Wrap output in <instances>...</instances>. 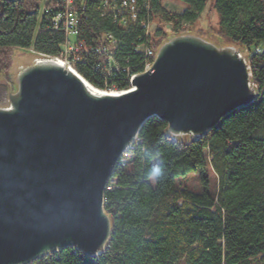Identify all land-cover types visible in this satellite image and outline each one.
Returning <instances> with one entry per match:
<instances>
[{"label":"water","instance_id":"1","mask_svg":"<svg viewBox=\"0 0 264 264\" xmlns=\"http://www.w3.org/2000/svg\"><path fill=\"white\" fill-rule=\"evenodd\" d=\"M214 39L192 31L166 37L151 69L116 94L91 91L78 73L33 49L13 80L0 71L7 89L0 264H30L65 248L101 255L113 234L105 191L145 122L156 117L172 138L196 140L258 98L247 48Z\"/></svg>","mask_w":264,"mask_h":264},{"label":"trees","instance_id":"2","mask_svg":"<svg viewBox=\"0 0 264 264\" xmlns=\"http://www.w3.org/2000/svg\"><path fill=\"white\" fill-rule=\"evenodd\" d=\"M39 1L0 0V71L8 69L16 48L57 54L61 32L41 29L34 36ZM85 1L83 32H111L120 63L141 64L136 47L149 41L145 29L100 17L99 0ZM179 1L187 6L181 13L167 10L162 0H149V16L142 13L159 25L155 51L168 36L163 26L169 24L173 35L189 30L208 0ZM211 8L219 18L212 34L247 51L260 47L250 53L258 98L196 140L174 139L166 122L150 118L140 130L141 143L128 159L122 156L105 191L104 207L113 224L105 252L89 257L65 248L30 264H264V0H212ZM91 60L81 66L89 78ZM209 168L217 178L214 193ZM191 172L198 174L200 191L177 184Z\"/></svg>","mask_w":264,"mask_h":264},{"label":"built area","instance_id":"3","mask_svg":"<svg viewBox=\"0 0 264 264\" xmlns=\"http://www.w3.org/2000/svg\"><path fill=\"white\" fill-rule=\"evenodd\" d=\"M82 0H40L38 20L34 36L39 30L61 32L63 41L54 56L67 68L78 73L94 88L102 92H124L131 88L132 79L143 71L150 70L155 58L153 38L155 29H152L150 19L143 18L142 13L149 16V0H100L98 10L101 17H107L121 26L139 24L140 27H149L150 39L137 45L136 52L141 54V64L136 68L122 65L117 57L119 44H115V37L111 32H98L95 35L83 32L82 25L88 20L87 12H82ZM150 20V21H148ZM260 52L257 46L248 53ZM92 75L86 77L81 70L88 58ZM118 81L116 82V77ZM122 81V82H121ZM120 83L124 87H119ZM141 143L135 139L133 145L126 151L127 159L130 152Z\"/></svg>","mask_w":264,"mask_h":264},{"label":"rangeland","instance_id":"4","mask_svg":"<svg viewBox=\"0 0 264 264\" xmlns=\"http://www.w3.org/2000/svg\"><path fill=\"white\" fill-rule=\"evenodd\" d=\"M162 2H163L164 7L167 10L176 12V13H181L187 7L184 2L179 1V0H162ZM211 4H212V0H208L207 6L205 10L201 13L199 18L196 21H194L192 25H190L189 30L187 29L186 31L182 33L191 32L192 30V32L199 33L202 36H205L207 38L210 37V39H213V41H217L216 39H214L215 34H212L211 28L216 29L218 27L219 18H218V14L216 13V11H214L211 8ZM157 26L159 25L153 22L151 28L155 29L157 28ZM163 27L168 36L173 35L171 31V26L169 24H166ZM148 30H149V27H148ZM148 30H147V33L150 38V31L148 32ZM31 56H33V54H31L28 50L25 51V50L14 49L10 53L9 66H8V69L5 71L7 74L8 80L10 81L13 80L16 75V72L18 71V68L21 65L25 64V63H22L21 61L22 58L24 57L29 58ZM0 87H3V86H0ZM6 103H7V89L3 87V90H0V104L5 105ZM204 155L205 157L209 159L207 150H205ZM207 172H208V177L210 181L209 190L214 193L217 188V178L210 168L208 169ZM177 184L179 186H187L194 190H198V189L199 191L201 190V186L199 185V181H198V174H196L195 172H191L185 178L177 180Z\"/></svg>","mask_w":264,"mask_h":264},{"label":"bare ground","instance_id":"5","mask_svg":"<svg viewBox=\"0 0 264 264\" xmlns=\"http://www.w3.org/2000/svg\"><path fill=\"white\" fill-rule=\"evenodd\" d=\"M86 3V1L85 0H82V12H84L85 11V6H84V4ZM144 29H145V33H146V36L147 37H149L148 36V33H147V30H148V27H143ZM148 32H149V30H148ZM112 37V36H111ZM115 44H117V41L115 40ZM248 52V51H247ZM155 54H156V51H155ZM89 88H90V90L91 91H93V92H95V93H102V94H116L115 92H102V91H98L97 89H95L93 86H91V85H89V84H86ZM137 139V138H136Z\"/></svg>","mask_w":264,"mask_h":264},{"label":"crops","instance_id":"6","mask_svg":"<svg viewBox=\"0 0 264 264\" xmlns=\"http://www.w3.org/2000/svg\"><path fill=\"white\" fill-rule=\"evenodd\" d=\"M210 38V37H209Z\"/></svg>","mask_w":264,"mask_h":264},{"label":"flooded vegetation","instance_id":"7","mask_svg":"<svg viewBox=\"0 0 264 264\" xmlns=\"http://www.w3.org/2000/svg\"><path fill=\"white\" fill-rule=\"evenodd\" d=\"M32 49V48H31Z\"/></svg>","mask_w":264,"mask_h":264}]
</instances>
